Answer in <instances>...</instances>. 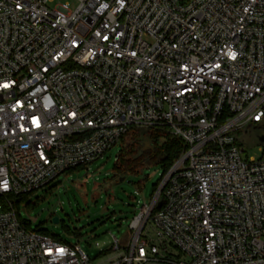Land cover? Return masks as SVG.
<instances>
[{
	"label": "built area",
	"instance_id": "obj_1",
	"mask_svg": "<svg viewBox=\"0 0 264 264\" xmlns=\"http://www.w3.org/2000/svg\"><path fill=\"white\" fill-rule=\"evenodd\" d=\"M0 0V197L162 128L185 151L102 264H264V0ZM0 264H91L0 202Z\"/></svg>",
	"mask_w": 264,
	"mask_h": 264
},
{
	"label": "rangeland",
	"instance_id": "obj_2",
	"mask_svg": "<svg viewBox=\"0 0 264 264\" xmlns=\"http://www.w3.org/2000/svg\"><path fill=\"white\" fill-rule=\"evenodd\" d=\"M64 2H69L72 8L77 5L76 0H56L49 5ZM255 133H264V129L255 131L248 127L243 133L244 159L264 157V144ZM119 150L118 144L90 164L89 169L61 175L52 183L60 185L52 190L48 187L38 190L30 196L31 206H21L22 218L31 221L32 229L40 228L70 243L80 242L91 264H102L100 246L112 243L113 236L119 241L129 239L133 217L144 202H150L165 174L162 167L150 166L118 182L114 167ZM55 216L58 223L53 222Z\"/></svg>",
	"mask_w": 264,
	"mask_h": 264
},
{
	"label": "trees",
	"instance_id": "obj_3",
	"mask_svg": "<svg viewBox=\"0 0 264 264\" xmlns=\"http://www.w3.org/2000/svg\"><path fill=\"white\" fill-rule=\"evenodd\" d=\"M248 127L255 131L264 129V122L253 123ZM247 128L242 132V140L244 139L243 133L244 131H247ZM255 136L260 143L264 144V133H255ZM119 145L120 150L116 156L114 167V177L116 179H119L123 176L127 178L128 175L138 174L150 166H160L166 173L186 149V146L180 137L175 136L168 130L162 128L133 127L121 137ZM83 168L85 167L78 166L72 170H69L66 175H72ZM59 185L60 183L50 184L47 187L52 190ZM34 193L36 192L20 194L17 196H9L11 207L7 201L0 197V202L3 203L4 208L13 209L16 212L19 220L29 229H32L31 221L22 218L20 215V208L24 204L26 206L32 205L30 196ZM33 204L35 203L33 202ZM32 230L55 238V236L40 228ZM55 239L70 243L66 240H63L62 238Z\"/></svg>",
	"mask_w": 264,
	"mask_h": 264
},
{
	"label": "water",
	"instance_id": "obj_4",
	"mask_svg": "<svg viewBox=\"0 0 264 264\" xmlns=\"http://www.w3.org/2000/svg\"><path fill=\"white\" fill-rule=\"evenodd\" d=\"M114 176H115V175H114ZM125 179H126L125 176L120 177V178L118 179V182H119V181H123V180H125ZM53 222L58 223V222H59V218H58L57 216L53 217Z\"/></svg>",
	"mask_w": 264,
	"mask_h": 264
}]
</instances>
